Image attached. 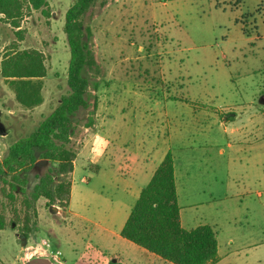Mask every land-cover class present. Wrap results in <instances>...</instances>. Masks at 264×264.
<instances>
[{
  "label": "rangeland",
  "instance_id": "1",
  "mask_svg": "<svg viewBox=\"0 0 264 264\" xmlns=\"http://www.w3.org/2000/svg\"><path fill=\"white\" fill-rule=\"evenodd\" d=\"M71 3L49 1L48 16L31 10L21 41L0 20V59L17 41L42 51L47 68L36 110L20 107L0 79V161L68 92L63 25ZM82 24L96 65L84 71L88 107L72 117L70 205L51 212L39 198L28 239L17 227L0 230V264H171L121 237L127 216L115 214L132 205L115 176L132 180L144 168L148 176L133 182L142 188L167 152L182 226L213 227L215 264H264V0H95ZM95 133L108 142L98 146L97 178L81 166ZM47 167L37 162L27 191ZM4 215L9 221L8 207ZM56 252L59 263L49 257Z\"/></svg>",
  "mask_w": 264,
  "mask_h": 264
},
{
  "label": "trees",
  "instance_id": "2",
  "mask_svg": "<svg viewBox=\"0 0 264 264\" xmlns=\"http://www.w3.org/2000/svg\"><path fill=\"white\" fill-rule=\"evenodd\" d=\"M52 0H0V20L15 30L22 40L21 22L31 10H44ZM95 0H72L64 16L63 32L69 48L66 74L68 92L57 107L25 137L13 142L0 161V230L7 225L17 227L28 239L36 218L35 202L46 200V206L67 207L75 152L68 147L72 117L80 108L88 107V81L85 69L96 65L88 45L90 31L83 29L82 17ZM47 74L45 57L35 48L19 49L12 41L0 59V79L23 108L31 109L43 102V79ZM95 107V104H94ZM232 120L233 116L227 117ZM41 160L49 167L28 189V173ZM2 199L5 201H2ZM19 199V200H18ZM11 218L6 220L5 208ZM174 178L173 158L167 152L155 168L120 230L121 237L171 264H215L219 260L216 232L208 224L185 229L180 224Z\"/></svg>",
  "mask_w": 264,
  "mask_h": 264
},
{
  "label": "crops",
  "instance_id": "3",
  "mask_svg": "<svg viewBox=\"0 0 264 264\" xmlns=\"http://www.w3.org/2000/svg\"><path fill=\"white\" fill-rule=\"evenodd\" d=\"M44 80H45V78L43 79V88H42V97H43V102L39 105V106H36V107H34V108H31V109H27V110H36V109H39L40 107H42L43 106V104H44V102H45V97H44V95H43V93H44ZM10 90V89H9ZM11 91V90H10ZM12 92V91H11ZM13 97H14V95H13ZM17 103V102H16ZM18 104V103H17ZM20 106V105H19ZM21 107V106H20ZM23 108V107H22ZM24 109H26V108H24ZM96 112L98 111V106H97V104H96ZM233 119H234V117H233ZM233 119L232 120H230V121H233ZM226 121H228V119L226 118L225 119ZM220 123H223V122H220ZM94 126V123H93V125H92V127ZM92 127H90V128H92ZM92 130V129H91ZM107 140L106 139H104V138H101V137H99L96 133L93 135V143L90 145V146H92L93 148H95L96 149V151H95V149H92L93 151H89L88 152V154L86 155V157H85V159H84V161H83V163H81V166L82 167H86V168H88L90 171H93L95 174H94V177L95 178H97L98 177V175L100 174V172H101V167L99 166V162H100V160H101V155H102V151L99 149V147L98 146H104V147H106L107 146ZM84 147V146H83ZM97 150H99V151H97ZM98 152V153H97ZM221 152H222V150H221ZM78 155V154H77ZM77 155L75 154V159L77 158ZM163 158V157H162ZM75 159H74V161H73V170H72V172L70 173V175H72L73 173H74V171H75ZM162 160V159H161ZM160 160V161H161ZM160 161H159V163H160ZM158 163V164H159ZM157 164V165H158ZM157 165H156V167H157ZM173 166H174V164H173ZM155 167V168H156ZM155 168L153 169V171H152V173H151V176H152V174H153V172H154V170H155ZM144 168H141L140 169V171L138 172V173H136V176L135 175H131V176H134V178L131 180V179H126V178H124V177H126V176H130L129 175V172H121V173H119V176H115V179H114V181L115 182H120L121 183V185H122V189L119 191V195H120V197L121 198H124V199H126V200H130L131 201V204L132 205H130L131 207L133 206V204H134V202L136 201V199H137V197H138V195H139V192H140V190L143 188H140V187H133L134 185H133V182H134V180L135 179H137V174H138V176H142V177H144V176H148V175H146V174H144ZM151 176L150 177H148L149 179L151 178ZM174 178H175V168H174ZM71 179V178H70ZM149 179H147L148 181H149ZM83 182H87L89 179L88 178H85V177H83L82 179H81ZM147 181V182H148ZM147 184V183H146ZM175 185H176V178H175ZM72 187H73V185H72V179H71V188H70V196H69V201H68V204H67V207L70 205V201H71V198H72V195H73V191H72ZM135 188V189H134ZM176 192H177V201H178V190H177V186H176ZM133 202V203H132ZM179 205V204H178ZM128 207V208H130L131 209V207ZM66 207V208H67ZM129 209V210H130ZM179 209H180V207H179ZM181 210V209H180ZM180 210H179V214H180ZM112 211H114L115 212V210H114V208H112ZM114 212H112V215L114 214ZM128 212H130V211H128ZM73 214L74 215H76V213L75 212H73ZM115 214L117 215V216H122L123 215V217L124 216H128V214L129 213H127V211H124V210H120V211H117V212H115ZM127 218V217H126ZM124 222H125V219H124V221H123V224H124ZM180 224H181V219H180ZM181 226H182V224H181ZM183 227V226H182ZM184 228V227H183ZM213 228V227H212ZM214 230V229H213ZM219 256V255H218ZM113 257H117V255L116 256H113ZM158 258V257H157ZM161 260V259H160Z\"/></svg>",
  "mask_w": 264,
  "mask_h": 264
},
{
  "label": "water",
  "instance_id": "4",
  "mask_svg": "<svg viewBox=\"0 0 264 264\" xmlns=\"http://www.w3.org/2000/svg\"><path fill=\"white\" fill-rule=\"evenodd\" d=\"M50 211L51 212H55L57 211V208L55 206H50ZM28 264H46L47 263V259H43V258H34L33 260H29L27 262Z\"/></svg>",
  "mask_w": 264,
  "mask_h": 264
},
{
  "label": "built area",
  "instance_id": "5",
  "mask_svg": "<svg viewBox=\"0 0 264 264\" xmlns=\"http://www.w3.org/2000/svg\"><path fill=\"white\" fill-rule=\"evenodd\" d=\"M47 247H48V245H47ZM57 255H58L57 252L56 253H50L49 257L52 259V261H55V262L59 263L58 260H57Z\"/></svg>",
  "mask_w": 264,
  "mask_h": 264
}]
</instances>
